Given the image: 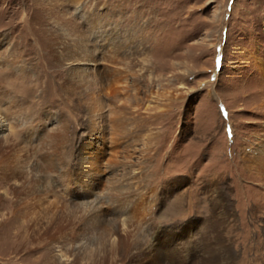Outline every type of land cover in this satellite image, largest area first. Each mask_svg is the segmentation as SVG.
I'll list each match as a JSON object with an SVG mask.
<instances>
[{
    "label": "rangeland",
    "instance_id": "1",
    "mask_svg": "<svg viewBox=\"0 0 264 264\" xmlns=\"http://www.w3.org/2000/svg\"><path fill=\"white\" fill-rule=\"evenodd\" d=\"M0 114V264H264V0H0Z\"/></svg>",
    "mask_w": 264,
    "mask_h": 264
},
{
    "label": "bare ground",
    "instance_id": "2",
    "mask_svg": "<svg viewBox=\"0 0 264 264\" xmlns=\"http://www.w3.org/2000/svg\"><path fill=\"white\" fill-rule=\"evenodd\" d=\"M5 121H6V118L0 114V141L7 140L5 130H7L8 125L5 124ZM263 223H264V219H263ZM218 239H215V240H218ZM222 241L223 239L221 238V242ZM228 250L230 249L228 248ZM230 258H232L231 254L229 256L221 255V252H219V249H217L213 251L212 253H208L207 255H202L197 258H194L193 255H191V258L186 257V256L180 258V257L172 256L171 254L166 257L153 255L152 260H150V262L147 264H159V263H163V264H230ZM139 264H144V263H139Z\"/></svg>",
    "mask_w": 264,
    "mask_h": 264
}]
</instances>
